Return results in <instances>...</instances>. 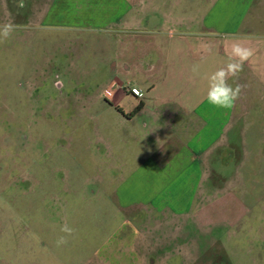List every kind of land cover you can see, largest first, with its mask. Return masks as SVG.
Listing matches in <instances>:
<instances>
[{
    "label": "rangeland",
    "instance_id": "rangeland-1",
    "mask_svg": "<svg viewBox=\"0 0 264 264\" xmlns=\"http://www.w3.org/2000/svg\"><path fill=\"white\" fill-rule=\"evenodd\" d=\"M48 1L0 0V25L17 26L0 42V264H84L90 256L121 255L138 228L141 235L152 229V238L159 228L171 253L190 235L196 257L187 252L180 264H264V147L250 174L237 171L244 155L233 148L232 161L211 173L200 166L198 178L153 172L147 166L163 158L153 114L132 123L120 109L142 96L139 77L155 75L148 64L157 63L156 52L141 47L157 41L161 25L144 20L142 33L123 35L69 2L70 23L40 19L50 24L31 26L38 19L29 17ZM139 59L146 73L136 69ZM253 100L264 109V101ZM205 173L212 176L199 177ZM199 183L181 231L182 211L154 209L174 206ZM65 224L75 231L58 247Z\"/></svg>",
    "mask_w": 264,
    "mask_h": 264
},
{
    "label": "crops",
    "instance_id": "crops-1",
    "mask_svg": "<svg viewBox=\"0 0 264 264\" xmlns=\"http://www.w3.org/2000/svg\"><path fill=\"white\" fill-rule=\"evenodd\" d=\"M69 2L75 3L74 11L109 28H118L123 35L142 33L139 30L145 28L141 24L144 20L145 23L157 20L161 25V31L155 35L157 41L141 47L143 51L156 52L157 63L148 64V70L153 69L155 75L153 78L139 77L144 83L142 96L129 109L120 110L132 123L145 112L153 114L151 130L160 142L163 158L160 164L147 167L161 172L163 177L198 178L200 166L210 169L209 173L216 170L215 164L225 167L221 163L232 161L233 148L242 150L244 155L237 171L256 172V159L264 147V141L258 139L263 135L258 131H264V109L253 100L264 101V0H51L39 7V13L29 17L38 19L31 26L70 23L64 18L65 5ZM40 19L53 21L48 20V23ZM35 33L29 32L30 40L34 41ZM236 38H243L241 42L254 48L255 55L245 62L238 78L228 81L233 87L242 86L234 107L216 108L206 99L208 77L229 62L231 45ZM134 63L140 73H146L144 60ZM193 66H198L196 73L192 71ZM115 99H118V92ZM140 103V109L136 110ZM209 173L199 177H211ZM199 186L200 183L197 189L180 195L173 202L174 206L164 203L160 209H154L182 211L176 214L184 217L179 225L181 231L186 223L189 226L190 211L198 202ZM201 192L207 194L209 189L203 186ZM158 231L152 238V229L141 235L138 228L137 235L130 239L129 247L123 252L128 263L180 264L179 259L186 257L187 252L196 257V245H191L190 235L181 233L184 240L171 253L173 248L165 249L166 243H161L166 242L162 238L167 235ZM173 241L167 240L168 243ZM122 254L111 253L103 258L90 256L83 262L124 264L126 260Z\"/></svg>",
    "mask_w": 264,
    "mask_h": 264
},
{
    "label": "clouds",
    "instance_id": "clouds-1",
    "mask_svg": "<svg viewBox=\"0 0 264 264\" xmlns=\"http://www.w3.org/2000/svg\"><path fill=\"white\" fill-rule=\"evenodd\" d=\"M17 26L12 22H5L0 25V42L9 38L16 30ZM243 38H236V42L231 45L229 54V62L213 72L208 77V91L207 102L216 108L231 109L234 107L235 102L239 99L242 86L236 84L233 87L228 83L230 78H238L239 74L243 71L245 62L249 61L255 55V49L245 46L241 41ZM192 71L196 73L198 66H193ZM61 235L58 237L57 246L66 245L69 243V238L73 235L74 229L68 225H63L60 229Z\"/></svg>",
    "mask_w": 264,
    "mask_h": 264
},
{
    "label": "built area",
    "instance_id": "built-area-1",
    "mask_svg": "<svg viewBox=\"0 0 264 264\" xmlns=\"http://www.w3.org/2000/svg\"><path fill=\"white\" fill-rule=\"evenodd\" d=\"M132 92H133L134 94H137V95L140 94V90H139L137 87H133V88H132ZM105 93H106L107 95H111L110 91H108V90H105Z\"/></svg>",
    "mask_w": 264,
    "mask_h": 264
},
{
    "label": "trees",
    "instance_id": "trees-1",
    "mask_svg": "<svg viewBox=\"0 0 264 264\" xmlns=\"http://www.w3.org/2000/svg\"><path fill=\"white\" fill-rule=\"evenodd\" d=\"M141 107V103L138 105L137 109L136 110H139ZM121 110V109H120Z\"/></svg>",
    "mask_w": 264,
    "mask_h": 264
}]
</instances>
